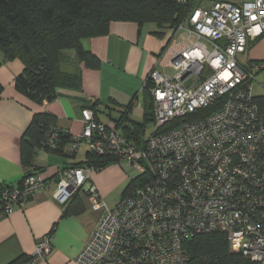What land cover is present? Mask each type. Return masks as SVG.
Here are the masks:
<instances>
[{
    "label": "built area",
    "instance_id": "1",
    "mask_svg": "<svg viewBox=\"0 0 264 264\" xmlns=\"http://www.w3.org/2000/svg\"><path fill=\"white\" fill-rule=\"evenodd\" d=\"M197 2L176 26L186 45H169L146 80L154 121L144 144L96 121L91 108L82 112L75 149L84 142L151 177L109 208L90 183L93 167L60 172L55 200L66 204L85 191L102 212L70 264H187L185 244L203 232L225 234L233 250L264 264V112L256 77L238 59L264 34V0ZM45 184L40 172L26 173L21 185L1 190L3 209L23 208ZM52 240L49 233L38 242L30 264L47 259Z\"/></svg>",
    "mask_w": 264,
    "mask_h": 264
},
{
    "label": "crops",
    "instance_id": "2",
    "mask_svg": "<svg viewBox=\"0 0 264 264\" xmlns=\"http://www.w3.org/2000/svg\"><path fill=\"white\" fill-rule=\"evenodd\" d=\"M214 1L198 0L197 5L210 7ZM175 30L176 27L166 28L159 35L152 24L140 27L134 21L112 22L107 35L83 41V45L100 59L99 68L86 67L77 58L75 50L63 51L61 67L67 72H79L81 87H58L57 98L44 105L28 100L14 86L15 77L24 68L23 62L18 58L5 60L0 53V82L4 86L0 96V186L18 185L24 175L21 138L36 111L55 114L58 128L73 138L82 134V112L89 104H96V116L101 122L117 127L120 132L116 119L130 104V118L136 122L144 121L145 111L151 106V95L145 87L149 73L169 45L174 43L178 48L186 45V34L175 33ZM238 59L258 79L257 85L262 91L261 95L253 92L254 96H263L264 34L250 40ZM135 110L142 116H135ZM102 115H106L108 121H104ZM73 143L66 146L62 155L38 149L34 167L40 170L46 184L23 208L8 214L0 200V264H9L20 256L29 259L38 242L49 233L53 236V249L47 259L38 264H70L96 229L102 212L91 209L85 191L74 198L73 205L78 213H66L67 206L53 197L60 172L87 158V144L82 142L75 149ZM128 178L131 179V175L127 177L118 165L112 164L101 170L93 169L90 183L112 208L110 203L115 206L123 198L127 183L118 200L113 193ZM24 264H30V261Z\"/></svg>",
    "mask_w": 264,
    "mask_h": 264
},
{
    "label": "trees",
    "instance_id": "3",
    "mask_svg": "<svg viewBox=\"0 0 264 264\" xmlns=\"http://www.w3.org/2000/svg\"><path fill=\"white\" fill-rule=\"evenodd\" d=\"M193 5L194 0H0V53L5 60L18 58L23 62L24 68L15 77L14 86L28 100L44 105L57 98L58 87H81L79 72L62 69L63 51L75 50L79 61L88 68L97 69L100 59L83 45L86 38L107 35L114 21H134L140 27L152 24L161 35L164 29L183 22ZM3 90L0 82V96ZM255 101L264 112V95L255 96ZM88 107L94 111L96 121L101 122L96 116V104ZM131 108L132 104L121 112L116 121L122 132L140 147L144 144L147 126L154 121L152 102L142 122L130 118ZM215 108L212 106L207 111ZM53 129L57 131L55 141L50 137ZM75 140L58 128L55 114L36 111L21 138V159L25 171L18 185L22 184L26 173L40 172L34 167L38 149L62 155L66 146ZM86 157L69 168L88 166L101 170L113 161H120L115 155H101L90 150ZM150 177L148 172L132 177L122 196L143 185ZM6 186L12 185L2 184L0 194ZM78 194L64 204L66 213L79 212L73 205ZM185 248L187 264H255L241 252L233 250L226 235L219 232L197 234L187 241ZM30 259L20 256L9 264H24Z\"/></svg>",
    "mask_w": 264,
    "mask_h": 264
},
{
    "label": "rangeland",
    "instance_id": "4",
    "mask_svg": "<svg viewBox=\"0 0 264 264\" xmlns=\"http://www.w3.org/2000/svg\"><path fill=\"white\" fill-rule=\"evenodd\" d=\"M257 81H258V79L256 78V81L254 82V88H253V92H254V94H257V95H261V88L260 87H258L259 85H257ZM134 114H135V116H139V117H141L142 116V113L140 112V111H137V110H135L134 111ZM102 117V119L104 120V121H108V117L106 116V115H102L101 116ZM153 130V125L152 124H149L148 126H147V130H146V133L147 134H149L151 131ZM112 164H116V165H118V167L123 171V173L124 174H126V176L127 177H130V175H131V178L132 177H134V176H137L138 175V170L135 168V166H133L129 161H127V160H120V161H113V162H111L110 164H108L107 166H109V165H112ZM106 166V167H107ZM95 170V169H94ZM129 181H130V178H128V180L124 183H122V184H120L118 187V190H116V192H114L113 194H114V197H116V199H117V197L118 196H121V193H122V189H123V187H124V185L126 184V185H128V183H129ZM126 187V186H125ZM99 191V190H98ZM100 193V192H99ZM100 195H101V193H100ZM117 195V196H116ZM102 197V196H101ZM120 197H118V199H119ZM102 199H103V197H102ZM117 199V200H118ZM104 200V199H103ZM120 200L121 199H119V201L116 203V205L120 202ZM110 202H114V201H110ZM107 204V203H106ZM115 205V206H116ZM110 206L113 208V204L112 203H110ZM114 206V207H115ZM109 207V206H108Z\"/></svg>",
    "mask_w": 264,
    "mask_h": 264
}]
</instances>
